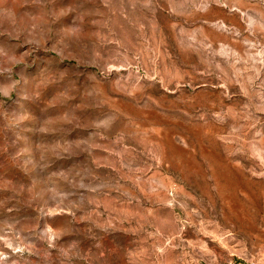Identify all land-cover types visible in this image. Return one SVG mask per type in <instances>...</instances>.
Returning <instances> with one entry per match:
<instances>
[{
	"label": "rangeland",
	"instance_id": "1",
	"mask_svg": "<svg viewBox=\"0 0 264 264\" xmlns=\"http://www.w3.org/2000/svg\"><path fill=\"white\" fill-rule=\"evenodd\" d=\"M0 264H264V0H0Z\"/></svg>",
	"mask_w": 264,
	"mask_h": 264
}]
</instances>
